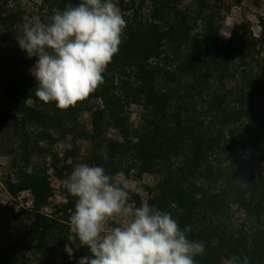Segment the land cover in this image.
Returning <instances> with one entry per match:
<instances>
[{
  "label": "trees",
  "instance_id": "obj_1",
  "mask_svg": "<svg viewBox=\"0 0 264 264\" xmlns=\"http://www.w3.org/2000/svg\"><path fill=\"white\" fill-rule=\"evenodd\" d=\"M243 1L115 0L126 21L118 54L103 84L62 111L36 97V57L16 41L33 14L23 0H0V119L18 141L5 185L13 198H34L33 209L0 201V264H77L90 254L70 224L76 198L52 202L46 160L58 177L70 169L51 148L69 133L90 141L85 164L137 182L127 187L135 207L144 188L150 206L191 229L206 250L196 264H264V16L260 35L246 19L229 35L220 28ZM80 2L40 0L38 23ZM12 220L28 225L14 235Z\"/></svg>",
  "mask_w": 264,
  "mask_h": 264
},
{
  "label": "clouds",
  "instance_id": "obj_2",
  "mask_svg": "<svg viewBox=\"0 0 264 264\" xmlns=\"http://www.w3.org/2000/svg\"><path fill=\"white\" fill-rule=\"evenodd\" d=\"M125 28L115 0H81L56 10L49 23H25L16 41L29 59L36 57L30 69L36 97L62 111L88 98L103 84ZM127 183L83 163L70 173L67 190L76 198L70 224L90 253L77 264H196L204 243L190 240L191 229H181L171 213L147 202L135 207Z\"/></svg>",
  "mask_w": 264,
  "mask_h": 264
},
{
  "label": "rangeland",
  "instance_id": "obj_3",
  "mask_svg": "<svg viewBox=\"0 0 264 264\" xmlns=\"http://www.w3.org/2000/svg\"><path fill=\"white\" fill-rule=\"evenodd\" d=\"M39 1L40 0H23V4L28 10V15L29 13L33 14V19L32 17H29V20L35 23H38L39 21L38 17L35 15L34 7ZM260 15L264 16V0H244L240 7L233 8L232 12L220 25L221 32L223 35L231 34L234 31L237 23L242 19H246L251 24L255 34L260 35L261 29L258 24V17ZM30 69L31 68L28 70L29 73ZM0 92H2L1 87ZM132 118L134 120L137 118L136 109H133ZM83 120H85L87 125L90 127L89 113L86 112L83 114ZM30 131H35L34 127H32ZM111 134H113V132H111ZM55 137H58V135H55ZM17 146L18 141L10 138L9 134H6L5 127L3 126L2 120L0 119V201L3 204L15 206L16 210H19L23 205L29 209H33L34 198L30 191L22 192L19 198L16 199L9 194L5 185V180H7L9 176H13V173L15 172L13 156H16L18 153ZM51 148L55 154L65 161V163L70 164L71 166L70 169L64 172L62 177H58L55 175L53 169L50 166L51 159L46 160V167L50 170L49 173L51 175V182L54 190L52 202H65L67 194H69L67 190V182L70 173L77 165L81 163L85 164L83 162V156L89 152L91 144L89 140L83 137H76L74 134L69 133L65 137L55 141ZM71 152H74V155L68 156L67 154H70ZM33 161L36 162L37 159L32 160V162ZM121 177L126 178L128 182L127 187L137 188V182L131 177L127 178L123 173H119L115 179L119 180ZM155 180L156 176L154 174H146L143 178V184L153 186L155 184ZM138 190L143 202H146L148 199L147 191L144 188H140ZM47 210L48 212H51L50 208ZM27 225L28 223L23 221L12 220V234L16 235L22 232ZM112 226L117 225L113 224ZM222 264H232V262L226 259Z\"/></svg>",
  "mask_w": 264,
  "mask_h": 264
}]
</instances>
